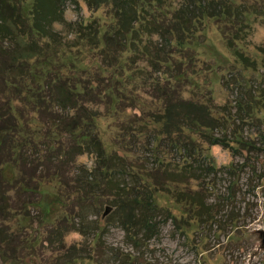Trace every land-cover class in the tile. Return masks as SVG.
<instances>
[{"label": "rangeland", "instance_id": "1", "mask_svg": "<svg viewBox=\"0 0 264 264\" xmlns=\"http://www.w3.org/2000/svg\"><path fill=\"white\" fill-rule=\"evenodd\" d=\"M184 1L151 0L153 5L147 7V14L141 18H155L159 24L171 26L174 11L186 3ZM220 2L229 4L228 16L215 11H224L221 7L213 8ZM31 3L32 0H26L25 13ZM200 5L203 12L198 21L185 28L184 50L173 48L171 52V61L179 63L184 72L180 77L176 76L174 68H171L172 74L161 75V70L155 71L149 66V56L143 49L148 32L139 33L142 39L138 44L116 48L115 53L120 58L103 56L105 62L89 40L80 39L74 23L86 24L90 20L93 25L94 19L102 33L113 32L115 19L109 2L92 8L84 0H78L77 4L67 1L65 23L55 24L52 36L31 38L25 35L20 42L2 44L5 56L0 62L19 58L23 53L35 56L28 60L27 74L15 81L18 87L15 85L12 90L10 81L13 80L5 76L7 82L4 92L0 91V105L11 107L0 123V151L4 152H0V160H18L19 147L18 152H24V160H35L34 165L51 160L49 170L47 165L43 166L40 185L51 194H61L53 201V204L57 200L63 203L57 214H65L71 207L69 201L74 193L69 186L76 178H85L87 169L93 170L95 161L100 159L95 153L81 152L76 146L83 133L81 126L86 122L84 131L99 139L106 159L115 163L123 160L126 171L133 174L123 176L127 186L136 181L142 190L149 191L145 186L149 187L147 182L154 180L146 177L150 174L160 183L158 190L153 191L160 214L156 218L158 231L138 246L125 235L118 222L101 219L111 196L105 195L100 201L89 204L81 225L92 224L90 220L99 218L104 226L103 235L94 247L92 242L89 255L80 258L79 264H264L261 234L264 231V0H202ZM234 19L238 20L230 23ZM136 27L141 29L142 26L136 24ZM152 38V43L158 41L155 35ZM127 39L131 37L128 35ZM134 51L137 56L127 63ZM99 73L103 79H109L111 90L102 83L93 87L95 74ZM58 81L73 92L85 84L88 91L101 95L110 91V96L99 104L84 102L86 109L57 111L50 101L47 85ZM157 82L178 84L184 98L207 100L210 113L222 124L213 132L221 141L214 145L204 143L215 169L203 173L197 169L202 168L199 163L193 164V169H197L195 173L183 164L190 160L177 157L163 138L161 123L151 115L162 112V100L153 95L149 87ZM1 87L0 80V90ZM32 88L34 90L29 92ZM84 111L88 116L80 117ZM75 113L82 118L80 127L66 131L57 126L61 117L66 122ZM135 127L134 132L141 140L139 150L130 145L128 134ZM159 138L160 144L155 148ZM131 161L133 166L129 165ZM7 166L10 170L4 169V177H17L19 168ZM185 168L188 172L184 182L166 179L169 171L184 172ZM47 171L50 175L43 177ZM194 173L200 178H191ZM176 189H182L186 195L196 192L202 205L198 203L190 210L184 200L175 197ZM7 193L12 199L17 197L15 188ZM197 206L209 214L198 217L199 211H193ZM8 218L9 226L18 234L16 229L23 222L22 214L12 210ZM35 226L34 222L24 232L34 236ZM38 230L39 242L45 233L43 227ZM83 238L79 232L71 231L64 240L67 245H77ZM43 254L44 259L31 257L28 263L51 264L50 254L46 250ZM127 254L136 261L126 263ZM0 264L4 263L0 260Z\"/></svg>", "mask_w": 264, "mask_h": 264}, {"label": "trees", "instance_id": "2", "mask_svg": "<svg viewBox=\"0 0 264 264\" xmlns=\"http://www.w3.org/2000/svg\"><path fill=\"white\" fill-rule=\"evenodd\" d=\"M67 1H71L73 4H77L78 2V0H32L28 12L25 13L26 0H0V59L4 55L3 43L7 44L11 43V41L20 42L21 38L25 35L31 38L52 36L55 24L65 23L64 5ZM84 1L88 7L92 8H96L104 2H109L112 5L115 21L111 34L102 33L99 23L94 19L93 25L90 20L86 24L74 23L76 24L74 29L81 35L80 39H87L89 40V44H93V47L97 49L99 57H102V62H105L103 56L106 57V54L112 59H116L117 56L120 58L118 53H115V49L121 46L138 44V40L142 39L139 33L144 31L148 32L143 49L144 53H147L149 56L147 60L149 66L155 71L161 70V75L166 73L172 74L171 68L176 70V76L179 75L180 77L183 75L184 72L180 69V64L171 61V52L174 50L173 48H176L178 51L184 50L185 28L189 24L193 26L198 21L199 16L203 12V7L200 5L202 0H185L184 2L186 3L180 5L174 11L172 15L174 21L171 26H163L155 21V18H141L147 14V7L153 5L151 0ZM220 7L224 11L215 10ZM229 7V4L225 2H220L213 6L214 10L221 11L224 17L229 15ZM231 13L233 12L231 11ZM235 20L238 19H234L230 23H233ZM69 24L74 25L72 23ZM136 24L142 26L141 29L136 27ZM72 26L70 27L72 28ZM128 35L131 37V40L127 39ZM152 35L158 38L157 42L152 43ZM227 40L230 39L228 38ZM34 56V53L31 55L23 53L19 58L12 57L0 62L1 92H4V84L7 82L6 75L9 79L12 78L13 80L10 81L12 84H10L11 89L13 90L15 85L18 87L16 82L19 79L17 78L19 76L22 78L27 74L28 60ZM136 56L137 53L134 51L128 57L127 63L129 61L133 62V58ZM163 67L166 70H163ZM15 69L18 70L17 73ZM95 77L93 87L102 83V85L108 86L111 90L112 85L108 82V78L103 79L100 73L95 74ZM104 82L108 84H104ZM163 83L164 85L157 82L149 86L153 92L152 94L162 100V112L151 114L155 118V121L160 122L162 125V132H159L168 141L169 146L177 157L186 161H192V163H183L190 170L196 173V170L199 169V171L207 173L210 169H215L213 161L210 159L209 150L204 146V143L214 145L221 141L219 137L213 134L214 129L222 126L220 120L210 113L211 107L208 105L207 100L184 98L181 94L182 89L178 84L172 86L168 82ZM70 88L72 89V87ZM32 90L34 88L30 89L29 92ZM47 92L50 94V101L56 105L57 111L63 110L64 112L77 111L79 108L86 109L83 108L84 102L99 104L110 96V91H104L103 95L101 93H94V91H88L85 84L81 86L80 90L73 92L68 86L64 88L59 81L55 82L54 85H47ZM3 107V105H0V123L2 118H4L5 112L11 106ZM86 111H84L85 114L79 116L87 117L88 112ZM137 116V113H135L134 117ZM61 118L57 126L66 131L74 130V128L80 127L82 123V118H78L77 113L68 118L66 122H63ZM87 125L88 123L86 122L81 126L83 133L81 134V140L76 143V146L78 149H82L81 152H93L100 159L95 161L93 170L87 169L85 178H76L73 184L69 186L74 196L69 201L71 202L69 204L71 207L65 214L60 215L56 213L63 206L61 201L57 200L53 204V201L60 198L61 194L59 192L51 194L40 185L43 166L47 165L46 169L49 170L48 162L51 160L34 165L35 160H24V152H18L20 147L17 150L18 160H0V260L2 263L29 264L28 259L31 257L36 258L40 256L44 259L46 253L43 254V251L46 250L50 254L49 261H51V264H79L80 258L89 255L92 242L93 247L98 243L103 235L104 227L100 223L99 218L98 220H90L92 224L86 225H81V219L84 217L86 213L85 209L88 205L100 201L105 195L111 196L109 205L113 209L104 219H112L118 222L124 230L125 235L130 237L135 246L141 245L156 235L158 231L156 218L160 214L157 213L158 206L154 200L153 191L158 190V184H160L158 179L155 178L154 174L146 176L154 179V182H147L149 183V187L145 186L149 191L142 190L136 181H134V185L127 186L123 180V176L126 174L133 176V174L126 171L127 165L123 160L115 163V160L106 159L104 146L99 139L89 131H84V127ZM129 126L132 127V122ZM136 130L137 127L133 128L128 134L130 145L137 146L139 150V145H141L139 142L141 140L138 133L134 132ZM162 136L160 137L162 138ZM161 138L155 142V148H158ZM1 142L0 137V144ZM0 152L1 154L4 153L2 150ZM198 163L202 168L193 169V164ZM7 164L15 165L19 168L17 177L7 179L4 177V169L10 170ZM129 165L133 166L132 161L129 162ZM188 168L184 169L185 173L180 170H176L175 172L169 171L166 179L182 183L187 178L185 174L188 172ZM195 173L191 178L199 179L200 177ZM49 175L50 173L47 171L43 177H48ZM12 188H15L17 191L15 199H12V196L7 193ZM174 193L176 198H181L188 204L190 210L199 203V200L196 198V192H192V194L190 192L186 195L182 189H176ZM45 196H49L50 199L46 200ZM199 204L202 205V203ZM75 207H77L76 210L74 209ZM198 207H195V210H193L195 213L199 211L197 213L198 217L209 214L206 210H199L200 208ZM12 210H17L22 214L23 222L16 229L18 234L8 224V217ZM34 222L36 228L33 227L35 229H31L34 236L30 237L24 231L30 228ZM39 227H43L45 235L38 242ZM71 231L79 232L83 235L84 240L77 245H67L64 238ZM88 244L89 247L86 248L85 246ZM127 256L128 260H125L126 263L136 261L130 254H127ZM134 258L136 259L135 256Z\"/></svg>", "mask_w": 264, "mask_h": 264}, {"label": "water", "instance_id": "3", "mask_svg": "<svg viewBox=\"0 0 264 264\" xmlns=\"http://www.w3.org/2000/svg\"><path fill=\"white\" fill-rule=\"evenodd\" d=\"M112 209L113 207L111 205L106 204L101 214V219H104L112 211ZM261 234H262V244H264V231H261Z\"/></svg>", "mask_w": 264, "mask_h": 264}]
</instances>
